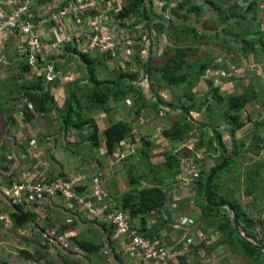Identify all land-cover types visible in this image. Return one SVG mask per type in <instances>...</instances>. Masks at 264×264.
Segmentation results:
<instances>
[{
	"label": "trees",
	"instance_id": "16d2710c",
	"mask_svg": "<svg viewBox=\"0 0 264 264\" xmlns=\"http://www.w3.org/2000/svg\"><path fill=\"white\" fill-rule=\"evenodd\" d=\"M44 1L41 0L39 3ZM75 1L65 0L60 9L66 8ZM94 1L99 3L100 9L103 10L93 14L100 15L105 12L104 10H107L106 4L111 0ZM157 1H160V4L157 5L159 7L155 6ZM198 1H202L200 5ZM117 3L119 7H113L107 12V16L112 19L111 23L114 29L111 32L102 29L99 33L119 37V31L124 29L127 31L125 36L130 37L133 31L139 34L138 40L143 41L146 37L150 46L159 43L160 40L167 39L168 42L159 57L164 61L162 65L154 67L155 60L150 59L145 63L143 58L136 56V61L144 66L142 75L139 72L127 71L119 66L116 68L117 70L113 69L112 72H109V77H103L102 71L107 70L105 69L106 62L114 58L112 53L106 57L107 53L96 50H80L79 41L66 42L63 45L60 44L59 49L63 54H57L54 50L56 54L53 53L54 55L48 60H42L39 56L40 51H38L39 54L32 51L29 47V40L26 39L19 67L23 77L20 74L17 76L12 74L10 80L15 82L16 98L12 100V105L0 106V117L3 118L4 124L12 125L14 119L11 117V109H16L22 114L23 122H31L34 115H39L44 121L50 115L54 116L56 122L62 126L64 134H68L70 131L78 134L79 141L75 143L76 145L85 142L97 152L98 156L103 145L102 149L106 151V155L100 156L103 159L106 156H113L118 145L124 141L139 144L141 148L136 155L121 162L124 165L122 173L127 174L129 179V188L118 194L116 189L118 185L113 183L110 187L111 197H113L117 208L128 212L134 219H140L139 224L133 226L134 228L148 238H160L162 234L167 236L177 234L186 238L192 231L199 233L201 235L199 244L194 246L191 242L188 243L186 239L179 237L175 248L178 250L176 252L183 251V253L179 255L174 251L169 252L172 260L181 264L189 262L203 264L204 257L219 247L227 248L235 257H239L243 264L246 262L264 264L262 220L250 217L242 204L236 202V191L229 190V187L224 188L219 181L222 175L230 173L232 168L235 169L232 166L238 164V161L243 158L246 153L244 145L240 144L239 148L235 147L229 153L224 135L214 130L213 138L220 150V158L214 166L208 170L200 169L198 175L192 177L190 200L193 201L195 209L197 208V212L193 214L197 220L193 224L185 226L184 228L187 229H183L181 232L180 226L175 227L177 224L171 223L162 216L169 190L177 186L180 174L177 158L169 152H164V164H153L151 159L155 156V142L146 136L137 138L133 123L125 120L110 121L103 132L104 142H101L99 128L93 116L98 112L108 114L118 104L130 99L134 100L133 108L138 117L144 109L153 110L157 114L163 111L170 113L177 110L181 118L162 131L164 138L176 143L183 140L190 130L191 112L201 111L208 107L209 101H212L215 105L226 107L225 118L231 125L233 136L235 131L244 126L240 113L244 111L248 103L256 100V94L253 90H246L242 96L224 101L218 97V89L212 87V81L208 80L209 90L206 100L196 107L194 89L200 79L214 65L213 60H207L205 57L199 58L198 52L202 49L210 50L212 44L217 42V35H226L233 28H240L244 24L246 14L256 7L257 1L251 0L245 10L239 8L237 4L230 5L229 0H117ZM205 16L209 18L207 22L204 19ZM38 18L41 19L40 16ZM38 18L30 16L27 18L29 20L27 22L34 24L33 21H37ZM201 18L205 22L204 27L220 28L221 33L218 34L214 30L215 34H206L203 28L200 29L192 23L193 19L194 23H200ZM232 21L235 24L231 23ZM130 39L124 43L128 44L130 48L138 46L134 44L133 39H131L132 41ZM263 39L249 41L242 39L240 40L242 46L238 50L246 54L254 53L257 45L264 49ZM144 42L146 41L144 40ZM229 42L227 40L224 43ZM229 44L232 46L231 42ZM86 47H89L88 39ZM129 47L127 50H122V56L128 55ZM120 50L117 51L119 54ZM31 57H35V63L33 62L32 65L29 63ZM76 58L81 61L77 64L83 68V73H80L82 79L70 77V80L66 82L65 79L69 78L72 70H69V66L65 69V66ZM130 63V59H125V66H130ZM99 67L104 69L100 71ZM26 74L32 75L31 79L26 80L24 78ZM155 75L159 76V81L166 87H175L183 91L182 97L179 98L176 105L166 101L162 102L160 98L151 105L147 94L141 92L134 84L138 83L140 78H145L148 84L153 83ZM60 83L64 84L65 89L62 108L58 106L55 93L52 92L54 87ZM0 147L3 149L6 146ZM233 172L236 173V169ZM263 174L264 164L254 163L247 172L246 183H254L257 178H263ZM64 177H66L64 173H60L58 176L52 174L51 177L41 180L47 181ZM15 212L10 217L17 218L18 226L25 224L32 227L31 222L34 221V218L31 216L34 215H31L30 211L25 212L23 208H20ZM152 214L156 216L155 224L149 223ZM80 223V220H76L72 227L62 226L59 236H63L64 232L71 228L75 229V226ZM101 227L102 236L98 240L82 235L71 236V240L77 248L86 254L84 256L81 253L69 251V249H61L56 244L48 245V241L43 239L45 243L36 249V258L40 261L44 259L47 264H91L89 256L103 254L106 243L110 245L112 230L104 225ZM206 242H208L207 246ZM55 251L58 253L56 258L49 254ZM112 252L114 259L119 264H123L120 257L114 252V248ZM38 260H36L37 264L40 263Z\"/></svg>",
	"mask_w": 264,
	"mask_h": 264
},
{
	"label": "crops",
	"instance_id": "0c3cea01",
	"mask_svg": "<svg viewBox=\"0 0 264 264\" xmlns=\"http://www.w3.org/2000/svg\"><path fill=\"white\" fill-rule=\"evenodd\" d=\"M233 1V4H239V8L244 10L251 3V0ZM256 1V7H254V9L246 14L244 19L245 21L243 20L244 24L240 28H233L231 32L227 33L226 35H217V42L216 44H212V48L210 50L202 49L198 52V55H200L199 58L205 57V59L207 60H213L214 65L208 72H206L205 76L200 79L194 89V91L196 92V107H198L201 102L206 100L207 92L209 90V84L207 83L208 80L212 81V87L218 89V97H220L224 101L230 100L234 97L242 96L243 92L246 90H253L255 92L256 100L248 103L243 111L244 113H246V116L241 117V120L244 123V126L241 129L235 131L234 135L232 136L231 125L227 123L225 118L226 107L224 105H215L212 103V101H209L207 112H205V110L191 112L190 120H192L190 122V130L187 132V135L183 140L176 143L170 142L168 139L164 138L162 131L164 130V128H168L172 123L181 118V116L178 115L179 111L177 110L170 113L167 112L168 114L164 112L155 115L157 118V122L159 120H168V118L170 120L171 118L174 120L169 126L162 129L158 128L157 132L154 131V127L156 126V123H154V125L152 126V136L144 135L141 130V120L129 121L133 123L134 133L136 134L137 138L141 136L150 137L151 140L155 142L156 149L159 148L160 152H162L161 160H163V162L154 163V156L151 159V162L153 164H164V152H169L178 160L180 174L177 180V186L169 190V193L167 195L168 200L162 210V216L164 219H167L171 223L177 224L175 225V227L180 226L182 228L179 229L181 232L183 231V229H187L184 228L185 226H189L197 220V218L193 217L192 214V212H197V208L196 210H194L195 205L193 201L190 200L191 190H188L191 188L192 177L198 175L200 169L208 170L210 167L214 166L216 163H218L220 158V150L215 139L213 138L214 130H217L222 135H224L229 153L232 152L233 148H239L241 145H244L243 148L246 153L243 158L238 161V166L236 167L238 169L235 168L236 170H238V173L236 175L238 182L237 187L235 188V198L237 199L236 202L242 204L250 217L261 219L264 226V179L257 178L254 183H246L247 172L250 170L252 165L254 163L264 164V49L260 45H257L256 51L254 53L246 54L238 50L242 46L240 41L242 39L249 41L264 38V0ZM22 3L23 0H0V10L7 14H10L12 10L15 9V7L21 6ZM64 3L65 0H45L43 3L35 2L30 5L29 15L37 18L38 16L41 17V19L38 18L37 21H33L36 27V36H38L43 44L45 43L46 45H52L56 41L61 42V44H63L64 42L66 43L79 41L82 50H91L89 47H86L87 39L83 35L82 30L76 27L71 19H65L59 30L56 29L55 25L49 23L50 16L58 12V10H60ZM245 3L246 5H244ZM70 17L73 18L72 14H70ZM107 18L108 19L104 21V23H102L100 31L102 29H105L108 32H111V30L114 29L111 23L112 19L110 18V16H107ZM204 19L207 22L209 18L208 16H205ZM194 21L195 20L193 19L192 23L200 29L203 28V31L205 30L206 34H215L214 30H216L218 34L221 33L220 28H211V26L204 27L205 22L202 20V18L199 20L200 23H194ZM231 23L235 24L233 21ZM63 30L76 32V38H71V41H67L66 38L62 40L61 36ZM26 39L29 40V38H26V36L23 35L20 31L5 30L0 32V106L6 107V105H12V100L16 98L15 90L17 88L15 86V82L11 81L10 79L12 78V74H16V76L20 74V76L23 77V75L20 73L19 67L21 57L23 56L22 52H24L23 45L25 44ZM224 40H229L232 43V46H230V42L224 43ZM167 42V39H165L164 41L160 40L159 43H154V47L152 45L151 48L149 47V50H151L148 56L149 61L150 59H159L162 50L164 51V47ZM146 45L147 44L144 43V46ZM128 47L129 45H125L124 48H121L120 52H122V50H127ZM59 52L60 49L59 51H56L57 54ZM53 53H55L53 50H49L48 52L40 51V54L39 52H36V54H39L42 60H48L52 55H54ZM127 56L128 55H125L123 59H128ZM146 56L147 54H144L143 60L145 61ZM33 62L35 63V57H31L29 59L30 65H32ZM141 66L144 67L143 65ZM138 71L142 75L143 70L141 69ZM31 76L32 75L30 74H26L24 75V78H26V80H29L31 79ZM69 80L70 79H65L66 82ZM61 91L65 92L64 84L62 83L55 86L54 90L52 91L55 93V100L60 108H62L64 105V94H62L63 97L61 98ZM165 98L168 100V98L170 97L168 96V94H165ZM60 101L62 102V105H60ZM211 107L212 109L216 107L215 112L211 111ZM11 111V117L14 119V123L12 125L4 124L3 118L0 117V146H6L3 149L0 147V179H2L4 182H8L22 179L23 177H26V175L34 179H46L51 177L52 174L58 176L60 173H64L66 177L53 180H69L74 176L81 175L89 183L93 179V177L101 175L103 187L106 190L110 204L113 205L112 209L130 215L128 212L119 210L117 208V205L113 202V197H111L110 187L113 183L117 185V181L110 176V178L108 177L107 181V175H109V173L103 171L102 168V171H100L99 167H101L102 164L106 165V162L104 160H106L107 162L113 161V163L117 162L120 164L124 159L136 155V153L139 151H136L137 147L140 146L139 144L133 143L131 141H124L118 145L116 153L113 156H106V159L100 157L106 155L105 149H102V153L101 150H99V158H93L88 162H85L89 163L92 169L91 172L93 174H88L90 172L84 171L86 170V168L83 167V163L82 167H80V169L76 173L69 175L66 174L60 164V160L57 158L59 142H62L63 152H74L73 150L75 148H79V150L84 151L87 149L88 144L80 143L79 145H76L75 143L79 141L78 134L74 131H70L68 134H64L62 132V126L59 124V122H56L54 116L50 115L44 121L43 118H41L39 115H34V118L33 120H31V122H23L22 114L20 112H17L18 110L11 109ZM209 111L210 114L212 112L211 117H208ZM113 113H95L96 116H100V118L95 119L99 128V139L101 140V142H104L105 137L103 132L109 125L110 121H128V119H125V116L123 117L122 114V116H120L119 114ZM99 122L102 124V127H100ZM192 123L198 125L201 132L196 141L191 143L189 140L190 135H196L194 134L196 130L191 129ZM149 128H151L150 125H148V128H146V130ZM146 132H148V130ZM74 134L75 136H73ZM72 136L75 138L73 142L71 140ZM211 141L215 142H212V146L210 144ZM82 144H84L85 146ZM208 150L217 151L218 154V156L213 160V164L210 166H207V161L203 159L205 153H207ZM41 164L43 165V167H41ZM203 164L205 166H203ZM235 169L232 168L230 171H234ZM122 170L123 169H121L120 172L121 174H124L122 173ZM233 175L235 176V173ZM124 176L125 178H127L129 184L127 174H124ZM185 180H188V182L185 183ZM219 181L222 184L221 177ZM248 184H252L253 189L252 193L249 196H246L245 191ZM222 186H224V184H222ZM243 186H245V188L242 191L241 188ZM128 188L129 185L127 189ZM257 189H260L261 194L256 193ZM122 191H119V194L122 193ZM240 198H242V201H239ZM188 203L190 204V206L188 205ZM63 205H65L64 202H62L61 200H56L35 205L34 208L30 209L23 208L25 212L30 211V214L34 215L31 216L32 218H34V221L31 222L32 227H29L25 224L18 226L16 224L17 218L12 219L10 217L11 214L16 213L15 210L5 202V199L0 198V262H3L5 264H37L36 260L38 259L36 258L35 254L36 249L40 247V245L43 246V244L45 243L43 239H46L48 241V245H54L55 238L57 239L61 237L59 236V231L61 227L65 225V223L68 224L69 222H71L72 226H74L73 224L75 223V221L80 220L81 223L75 226V229L71 228L73 229V231L71 232L74 233L75 230L81 232L82 230H84L83 233L78 232L77 235L93 238L95 240H98L102 236V225L106 226V228H109L107 224L91 222L83 214L80 215L76 212H67L63 208ZM188 207H190L189 210H185ZM41 217L44 218V222L46 221L52 226V231L55 230L56 233L54 235V238H51L47 235V233H50L48 232L47 228L38 227V223ZM156 221V216L152 214L150 216L149 223L155 224ZM139 222V218L134 219L131 217L132 226H137ZM6 229L9 231L6 234L13 233L15 234L16 239L7 238L6 234H1V232ZM85 230H93L94 235L87 236ZM192 233L194 232L192 231ZM96 234H98L97 237H94ZM18 235H26V239L29 240L31 239L30 237L33 236L34 239L29 243H23ZM179 237L180 235L177 234H171V236H167L166 234H164L162 236L164 245H167V249L169 250V252L178 251L175 246L179 241ZM119 240L120 239H113L112 236L110 238V247L106 243V246L103 249V254L100 255H105L109 258V251H112V249L114 248V252L120 257L123 263V259L121 258L122 254L119 251L120 248L118 246V243L120 242ZM207 244L208 242H206V246ZM13 246L17 250H19L17 256H20V260L18 262L14 260V257L12 256L14 255V253H12ZM30 246L32 250H30ZM49 254H51L54 258L58 256V253L56 251ZM229 254L230 256H228ZM89 257L91 258L92 256ZM204 258L205 261L203 262V264H243V261L240 262L239 257H235V255L230 253L227 248L224 247L214 249L210 255ZM109 261L111 264H119L116 259H110ZM38 262H40L39 264H47L44 259H42L41 261L38 260ZM246 264L253 263L246 262Z\"/></svg>",
	"mask_w": 264,
	"mask_h": 264
},
{
	"label": "built area",
	"instance_id": "2783aa9c",
	"mask_svg": "<svg viewBox=\"0 0 264 264\" xmlns=\"http://www.w3.org/2000/svg\"><path fill=\"white\" fill-rule=\"evenodd\" d=\"M41 0H23L21 6L15 7L10 14L0 10V32L5 30H20L29 38V47L32 51L58 50L61 42L56 41L52 46L46 45L35 33L34 24L27 21L30 5ZM113 7H119L117 0H111L106 4L105 12L100 15L101 5L94 0H76L64 9L49 18V23L59 30L64 20L71 19L76 27L82 30L83 35L89 41V48L101 53H115L124 48V42L129 39L125 36L124 29L119 31V37L100 34L102 23L106 21L107 12ZM72 14L73 18L70 17ZM112 16V15H111ZM81 34V31H80ZM64 40V39H62ZM71 39H67L70 41ZM131 40V39H130ZM132 41V40H131ZM125 44V45H124ZM33 61V60H32ZM188 180H185L187 183ZM0 198L10 205L15 211L20 208H34L35 205L48 201L61 200L63 208L67 212H76L84 215L93 223L107 224L112 230L113 239H120L118 246L122 256L130 255L136 259V264H181L172 260L169 250L160 238H148L132 226L131 217L127 213L113 210L106 190L103 187L102 176L97 175L88 183L81 175L69 180H41L30 176L19 180L4 182L0 179ZM55 230L50 235L54 238ZM71 232L67 231L54 243L61 249H69ZM70 234V235H69ZM57 237V236H56ZM195 235L192 236L195 239ZM192 238L187 239L192 243ZM115 241V240H114ZM176 254H181L176 252Z\"/></svg>",
	"mask_w": 264,
	"mask_h": 264
},
{
	"label": "rangeland",
	"instance_id": "374dc122",
	"mask_svg": "<svg viewBox=\"0 0 264 264\" xmlns=\"http://www.w3.org/2000/svg\"><path fill=\"white\" fill-rule=\"evenodd\" d=\"M201 2L202 1H198V4L200 5ZM233 2H234L233 0H230V5H232ZM159 4H160V1H157L155 3V6H157ZM237 5H239V4H237ZM244 5H246V3ZM50 18H52V15L50 16ZM70 32H71L70 30H63L61 39L66 38V40H67L68 38L69 39L76 38V34L77 33L74 32V31H72L71 33ZM138 37H139V34H136V32H133V31L131 32L130 37H129V39L130 38L133 39L134 44L138 45L136 47L133 46V47L129 48V50H128L127 58L130 59V62H131L130 64L131 65L130 66H125V64H124L125 59H123V57H125V56L124 55L122 56L123 52H120V54H119L116 51L115 53H112V56L114 58H112L110 61L106 62V68L105 69H107V70L102 71L104 68L103 67H99V70L102 71L103 77H105V76L109 77V75H108L109 72H112L113 69L117 70L116 68H118L119 66L122 67L123 69L127 70V71L135 72V73L139 72L138 70H141V69L143 70V67H140L141 65L136 61L135 57L139 56L142 59V58H144V54H147L146 62H149V57L148 56H149L150 51H151V50H149V47L151 48V46H150L149 42H144V40L147 41L146 37H144L143 41L142 40H138ZM144 43L147 44V45L144 46ZM80 50H82L81 47H80ZM60 52H61V54H63L62 50ZM60 52L58 54H60ZM109 54H106V57H108ZM92 55H95V54L92 53ZM76 60H77V62H76ZM80 62L81 61L78 58H76L74 61H72V63H70L69 65L65 66V69L69 66V70H72L71 73L69 74V77H71L73 79H77V78H81L82 79V76H81L80 73H83V68H82V66H79L77 64V63H80ZM163 63H164V61L161 58H159V59L155 58V62L153 63V66L156 67V65L157 66L158 65H162ZM84 66H85V64H84ZM68 79H70V78H67L66 80H68ZM153 81H154L153 83H149L148 84V82L146 81L145 78H140L138 80V83H134L139 88V90L141 92H145L147 94L148 101L151 102V105L155 104L157 102L158 98H160V101H162V102L166 101V102L174 104V105H176L178 103L179 98H181L182 94H183V91L181 89L166 87L164 85V83L159 81V76H157V75H155V77L153 78ZM62 94H64V91H61V94H60L61 98L63 97ZM165 94H168V96L171 99L168 98V100H167L165 98ZM173 94H174V97H173ZM198 98H200V97H198ZM133 104H134V100L133 99H130L129 101H124L122 103L123 106H121V104H118V106L114 107L110 113L114 112L113 114H119L120 116L123 115V117L125 116V119H128V121L141 120L142 121L141 130L144 133V135H146V136H152V133H153L152 126L154 125V123H156V126L154 127V129H155L154 131L157 132L158 128L162 129L164 127H167L174 120L172 118H171V120L168 118V120H166V119L164 121L159 120L157 122V118L155 116L157 113L154 112L153 110H149V109H144L142 111L140 117H138L136 115L135 109L133 108L134 107ZM60 105H62L61 101H60ZM125 106H127V107H125ZM215 108L212 109V107H211V109H212L211 111L215 112ZM204 110H205V112H207L208 107H205V108L202 109V111H204ZM212 112H211V114H212ZM162 113H164V111ZM211 114H210V111H209L208 117H211ZM93 116L95 118H100V116H96V114L93 115ZM245 116H246V113H244V112L240 113V117H245ZM148 125H150L151 128L147 129L148 132H146L147 131L146 128H148ZM100 127H102L101 123H100ZM191 129L192 130L193 129L196 130L194 132V134H196V135H190V139L189 140L192 143V142L196 141V139H197V137H199L201 131H200L199 126L196 125V124H193V123L191 125ZM35 131H37V130H35ZM73 136H75V134ZM73 136H72V138H74ZM72 138H71V140L73 142V140H75V138L74 139H72ZM212 142H214V141H211V143H210L211 146L213 145ZM83 143L86 144L85 142H83ZM84 144H82V145H84ZM140 148L141 147L138 146L136 151L140 150ZM100 149H101V153H102V148H100ZM73 151L74 152H70V151L63 152L62 151V142L61 141L59 142V149L57 151V158L60 160V164L63 167V169L66 172V174L72 175L73 173H76L80 169V167H82L83 163H84L83 167L86 168V170H84V171L90 172L88 174H91L92 173L91 172L92 169H91L89 163H85V162H88L89 160H91V159H93L95 157L99 158L98 155H97V152L95 150L91 149L89 145L87 146V149L84 150V151L79 150V148H75ZM161 154H162V152H160V149L159 148L156 149L155 157L153 159L154 163L163 162V160H161V157H162ZM47 155H50V154H47ZM217 156H218L217 151L208 150V152L205 153V156H204L203 159L207 161V166H210V165L213 164V160ZM104 161L106 162V165L102 164L101 167H99V166H97V167H99L100 171H102V169H103V171H105L106 173L107 172L109 173V175H107V181H108V177L109 176L113 177L114 180L117 181L116 184L118 185V187L116 189H117L118 194H119V191L127 189L128 185H129L127 178H125L124 174H121V172H120L121 169L124 168V165L122 163L119 164L117 162L113 163V161H108V162L106 160H104ZM203 166H205V165L203 164ZM237 166H238V164H235L232 167L236 168ZM41 167H43L42 164H41ZM236 169H238V168H236ZM237 173H238V170H236L235 176L233 175L234 174L233 171H231L230 173L227 172V174H224V175L221 176L222 184H224L225 188L229 187V190L230 189L235 190V188L237 187V182H238V179L236 178ZM262 177L264 179V174L262 175ZM244 188H245V186H243L241 188L242 191L244 190ZM188 190H190V189H188ZM187 193H188V191H187ZM256 193L257 194H261L260 189H257ZM236 201H237V199H236ZM239 201H242V198H240ZM188 205L190 206L189 203H188ZM189 208L190 207L186 208L185 210H189ZM252 211H253V209H252ZM192 214H195V212L194 213L192 212ZM43 219H44L43 217L40 218L39 223H38V227L47 228L48 232L51 233L52 232V226L50 224H48V222H46V221L44 222ZM69 224H70V226H69ZM65 225H68L69 227H72V223L71 222H69L68 224L65 223ZM48 228H50V229H48ZM53 228H57V227H53ZM67 231L71 232V231H73V229H70V230H67ZM8 232L9 231L6 229V230L2 231L1 234H6ZM78 232L79 233H83L84 230H82L81 232L75 230L74 233L71 232L70 234H71V236H73V235H77ZM85 232L87 233V236L94 235L93 234V230H91V231L85 230ZM50 233H47V235H50ZM97 235L98 234H96L94 237H97ZM18 236H19L20 240L23 243H29L31 240L34 239L33 236L30 237L31 238L30 240L26 239L27 238L26 235H18ZM6 237L7 238H11V239H14V238L16 239L15 234H13V233L12 234H6ZM180 238L189 240L190 236L186 237V238H184V236L183 237L180 236ZM69 241L72 242L71 239ZM21 245H24V244H21ZM25 247H26V245H25ZM109 247H110V245H109ZM30 250H32L31 246H30ZM18 251L19 250H17L13 246L12 253H14V255H12V256L14 257V260H16L17 262L20 260V258H19L20 256H17L18 253H19ZM69 251L81 253V254H83V256L86 255L81 250H79L75 244L74 245L73 244L70 245ZM108 256H109V258L106 257L105 255H92V257H91V259H89V261H90L91 264H111L109 260L110 259L111 260L114 259V253L112 251H109V255ZM228 256H230V254ZM121 258L123 259V264H136V259L134 257L130 256V255H127V256H122L121 255ZM0 264H1V262H0Z\"/></svg>",
	"mask_w": 264,
	"mask_h": 264
},
{
	"label": "clouds",
	"instance_id": "9594fccd",
	"mask_svg": "<svg viewBox=\"0 0 264 264\" xmlns=\"http://www.w3.org/2000/svg\"><path fill=\"white\" fill-rule=\"evenodd\" d=\"M193 232L194 233H191L190 235H195L196 237H195V239H193L192 236H190V238H192V244L195 246L196 243L199 244L201 235L195 231H193ZM166 247H167V245H166ZM180 253L182 254L183 251H180ZM188 264H193V262H189Z\"/></svg>",
	"mask_w": 264,
	"mask_h": 264
},
{
	"label": "water",
	"instance_id": "95a60500",
	"mask_svg": "<svg viewBox=\"0 0 264 264\" xmlns=\"http://www.w3.org/2000/svg\"><path fill=\"white\" fill-rule=\"evenodd\" d=\"M252 189H253V185L252 184H248L246 191H245V195L249 196L252 193Z\"/></svg>",
	"mask_w": 264,
	"mask_h": 264
}]
</instances>
